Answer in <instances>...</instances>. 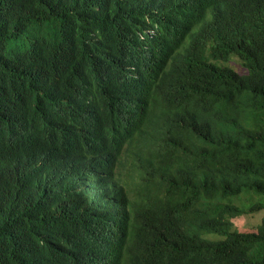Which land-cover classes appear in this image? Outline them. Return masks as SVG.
I'll use <instances>...</instances> for the list:
<instances>
[{
	"label": "trees",
	"instance_id": "1",
	"mask_svg": "<svg viewBox=\"0 0 264 264\" xmlns=\"http://www.w3.org/2000/svg\"><path fill=\"white\" fill-rule=\"evenodd\" d=\"M262 209L264 0H0V264H264Z\"/></svg>",
	"mask_w": 264,
	"mask_h": 264
},
{
	"label": "rangeland",
	"instance_id": "2",
	"mask_svg": "<svg viewBox=\"0 0 264 264\" xmlns=\"http://www.w3.org/2000/svg\"><path fill=\"white\" fill-rule=\"evenodd\" d=\"M226 64L233 67L234 70L239 74L246 73V69L243 66H241L235 59L228 61V63ZM263 215H264V209L259 210L252 214H243L233 218V224L240 231H254L256 230L258 224H260ZM204 236L210 238L222 237V235L210 234V233L204 234Z\"/></svg>",
	"mask_w": 264,
	"mask_h": 264
}]
</instances>
